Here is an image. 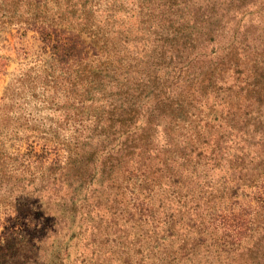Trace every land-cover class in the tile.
<instances>
[{
	"label": "rangeland",
	"instance_id": "1",
	"mask_svg": "<svg viewBox=\"0 0 264 264\" xmlns=\"http://www.w3.org/2000/svg\"><path fill=\"white\" fill-rule=\"evenodd\" d=\"M0 264H264V0H0Z\"/></svg>",
	"mask_w": 264,
	"mask_h": 264
}]
</instances>
